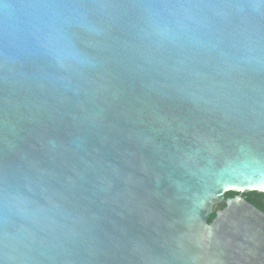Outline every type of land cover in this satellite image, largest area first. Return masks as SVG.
Returning a JSON list of instances; mask_svg holds the SVG:
<instances>
[{
    "label": "water",
    "instance_id": "1",
    "mask_svg": "<svg viewBox=\"0 0 264 264\" xmlns=\"http://www.w3.org/2000/svg\"><path fill=\"white\" fill-rule=\"evenodd\" d=\"M251 192L264 0H0V264H264Z\"/></svg>",
    "mask_w": 264,
    "mask_h": 264
},
{
    "label": "trees",
    "instance_id": "2",
    "mask_svg": "<svg viewBox=\"0 0 264 264\" xmlns=\"http://www.w3.org/2000/svg\"><path fill=\"white\" fill-rule=\"evenodd\" d=\"M235 193H228L226 195V198H232L235 197ZM248 202L252 203L262 211H264V193H259V192H251L247 194L242 195ZM225 203L219 204L215 207V210L223 209L225 207ZM215 218V214L212 215L209 219V222H211Z\"/></svg>",
    "mask_w": 264,
    "mask_h": 264
}]
</instances>
